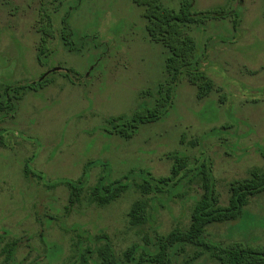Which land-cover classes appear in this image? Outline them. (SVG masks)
Returning <instances> with one entry per match:
<instances>
[{
	"label": "rangeland",
	"instance_id": "obj_1",
	"mask_svg": "<svg viewBox=\"0 0 264 264\" xmlns=\"http://www.w3.org/2000/svg\"><path fill=\"white\" fill-rule=\"evenodd\" d=\"M195 10L226 13L192 28L213 91L198 99L183 78L167 116L127 139L113 134L110 122L153 101L150 94L169 79L167 50L149 39L144 9L132 0H0V100L9 86L61 69L48 85L28 91L14 116L0 113V264H82L87 250L107 243L118 264H128L129 248L153 251L160 237L189 225L204 191L202 164L224 205L232 181L264 171V0H195ZM46 15L54 33L45 38ZM65 18L75 50L62 41ZM70 70L74 83L64 75ZM175 154L188 160L179 184L144 194L137 184L148 174L168 177ZM27 167L34 176L25 177ZM83 175L80 201L70 207L65 184ZM101 178L127 185L104 207L90 194ZM140 199L149 200V216L134 225L128 213ZM248 212L251 219L208 228L206 239L264 245V194ZM172 252V264H216L210 253L192 261L193 247ZM93 259L101 264L98 254Z\"/></svg>",
	"mask_w": 264,
	"mask_h": 264
},
{
	"label": "trees",
	"instance_id": "obj_2",
	"mask_svg": "<svg viewBox=\"0 0 264 264\" xmlns=\"http://www.w3.org/2000/svg\"><path fill=\"white\" fill-rule=\"evenodd\" d=\"M132 2L144 9L145 30L151 42L161 44L167 50L166 73L169 79L165 85L159 86L156 96L150 94V97L154 98L153 101L142 103L130 116L118 117L110 122L114 129L113 134L127 139L136 135L141 126L154 124L167 116L173 106L176 88L183 78L196 87L198 99L209 97L215 86L199 59L198 45L192 36V28L203 24L206 20L226 18V13L222 11H196L195 0H179L177 8L165 5L162 0H132ZM238 15H235L236 19L241 18V15ZM46 18L45 24L40 27V32L45 38L54 33L53 20L47 15ZM65 21L67 18L62 21L64 25L62 41L66 48L75 50L77 48L69 43L72 32ZM45 40L38 49V61L41 64V59L48 56ZM57 72L49 74L43 80L6 88L0 100V113L14 116L18 104L26 93L48 85L52 75ZM72 74L75 75L74 71L70 70L64 75L74 83ZM173 160L174 164L168 177L156 180L148 174L141 184H137L144 194L164 193L165 188L179 184L182 172L188 167V160L178 154L173 156ZM24 171L25 177L34 176L28 167ZM200 172L204 178V191L193 207L189 225L185 229L172 231L167 237H160L153 251L145 250L141 254L140 247L129 248L124 253L128 264H172V259L175 257L172 250L180 248L183 251L188 246L196 250L192 261L205 253H210L216 264H264V245L242 241L223 245L206 239L207 229L212 226L235 224L243 219H251L248 208L252 200L264 194V171L254 169L250 177L232 181L229 185V200L226 205L220 201L211 169L202 164ZM84 176L75 185L65 184L69 190L70 207L80 201L86 183ZM126 188L127 185L123 180L107 181L101 178L90 192L91 200L97 206H107L117 201ZM148 209L149 200L140 199L132 205L128 217L134 225L144 224L149 216ZM17 246V243L12 245L10 260H14V250ZM96 254L101 264H118L113 246L109 243L96 251L87 250L82 264H97L93 259Z\"/></svg>",
	"mask_w": 264,
	"mask_h": 264
},
{
	"label": "water",
	"instance_id": "obj_3",
	"mask_svg": "<svg viewBox=\"0 0 264 264\" xmlns=\"http://www.w3.org/2000/svg\"><path fill=\"white\" fill-rule=\"evenodd\" d=\"M60 70V68H56V69H54V70H50V71H48V72H46L44 75H43V77H41V79L43 80L45 77H47L49 74H51V73H53V72H56V71H59Z\"/></svg>",
	"mask_w": 264,
	"mask_h": 264
},
{
	"label": "flooded vegetation",
	"instance_id": "obj_4",
	"mask_svg": "<svg viewBox=\"0 0 264 264\" xmlns=\"http://www.w3.org/2000/svg\"><path fill=\"white\" fill-rule=\"evenodd\" d=\"M45 74V73H44Z\"/></svg>",
	"mask_w": 264,
	"mask_h": 264
}]
</instances>
